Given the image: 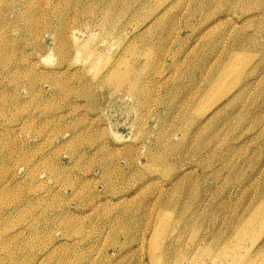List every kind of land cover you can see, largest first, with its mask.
I'll return each mask as SVG.
<instances>
[{
	"label": "rangeland",
	"instance_id": "1",
	"mask_svg": "<svg viewBox=\"0 0 264 264\" xmlns=\"http://www.w3.org/2000/svg\"><path fill=\"white\" fill-rule=\"evenodd\" d=\"M0 143V264H264V0H0Z\"/></svg>",
	"mask_w": 264,
	"mask_h": 264
},
{
	"label": "bare ground",
	"instance_id": "2",
	"mask_svg": "<svg viewBox=\"0 0 264 264\" xmlns=\"http://www.w3.org/2000/svg\"><path fill=\"white\" fill-rule=\"evenodd\" d=\"M1 144V143H0ZM14 149V148H13ZM11 151V150H10ZM152 157V156H151ZM155 158V157H154ZM153 161V160H152ZM29 165V164H28ZM29 168V167H28ZM30 173V172H29ZM58 173V172H57ZM1 180H3V179H1ZM7 182H6V180L4 181H1L0 182V191H5V189H6V187H5V184H6ZM21 207V205L20 206H18L17 208H20ZM17 208L14 210V211H18L17 210ZM4 209H8L7 207H4V208H2V210H4ZM172 212V211H171ZM257 217H259V212H256V213H254L253 215H252V218H251V220H250V224L251 225H253V222L254 221H252L253 219H255V218H257ZM248 220V221H249ZM1 221H2V218H0V225H1ZM245 223V222H244ZM243 223V224H244ZM9 231V232H8ZM8 231H7V234H6V232L4 231V233L6 234V235H1L2 237L0 238V244H11V243H13L12 241H13V239H17V243L19 242V241H21L22 240V226H21V228H20V231L17 233V234H14L15 233V231L12 229V230H10V229H8ZM14 231V232H13ZM3 233V234H4ZM4 237V238H3ZM177 239V238H176ZM176 241V240H175ZM241 242L240 241H238V244H240ZM151 244H154L153 242L151 243ZM152 256H156V246L154 245V249H153V252H152ZM158 257V256H157ZM156 258V257H155ZM157 259V258H156ZM159 260L158 261H160L161 259L160 258H158ZM161 262H162V260H161ZM155 263H157V262H155ZM160 263V262H159ZM162 264H164V262H162Z\"/></svg>",
	"mask_w": 264,
	"mask_h": 264
}]
</instances>
